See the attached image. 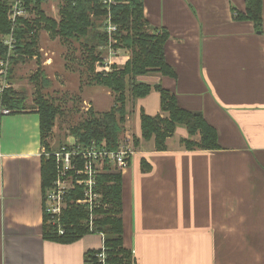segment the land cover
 I'll use <instances>...</instances> for the list:
<instances>
[{
	"label": "crops",
	"instance_id": "obj_1",
	"mask_svg": "<svg viewBox=\"0 0 264 264\" xmlns=\"http://www.w3.org/2000/svg\"><path fill=\"white\" fill-rule=\"evenodd\" d=\"M141 2L151 28L169 34V72L136 77L151 90L126 104L121 135L134 152L121 172L123 246L133 264H264V0L261 30L237 17L246 0ZM155 87L199 112L218 147L185 149L183 125L165 150L144 140L141 115L167 116ZM42 154L36 110L0 113V264H84L103 245L99 233L71 243L42 237Z\"/></svg>",
	"mask_w": 264,
	"mask_h": 264
},
{
	"label": "trees",
	"instance_id": "obj_2",
	"mask_svg": "<svg viewBox=\"0 0 264 264\" xmlns=\"http://www.w3.org/2000/svg\"><path fill=\"white\" fill-rule=\"evenodd\" d=\"M23 7L34 10L37 18L33 21L16 16L14 22L8 19V10L13 0H0V35L10 34L13 37V47L8 54V48L0 41V59L9 58V72L12 66L24 62L28 58L40 57L37 45V30L43 23L45 29L66 39H75L85 49L84 58L88 62V70L95 76L97 84L108 87L115 93L116 104L103 112L89 111L84 119L71 132L82 146L92 142L101 143L104 140L108 150L117 148L123 132V123L127 114L126 101L128 89L131 99L143 97L151 90L146 84L137 82L136 77L150 70L168 73L165 63L164 47L169 37L166 30L151 28L143 15L141 0H114L108 8L101 0H64L60 7L58 21L45 17L40 9L43 0H22ZM245 14L238 18L251 20L255 29L262 28L261 0H246ZM108 11V12H107ZM111 16L110 20L116 25L114 32V48L124 47L131 53L123 66L111 65L110 71H95L94 63L101 62L97 58L100 43L107 42V34L96 30L97 18ZM36 72L32 81L38 84ZM40 83V82H39ZM161 98V111L167 116L162 117L141 115V135L144 140L153 138L156 150L166 149V139L172 135L177 125H183L188 137L180 140L181 145L188 150L217 148V137L214 128L209 125L202 115L196 111L185 110L177 105L175 96L166 89L155 87ZM38 90L35 96L36 111L40 118V130L43 146L49 147L45 139L51 134L57 109L44 98ZM23 97L12 88L7 89L0 97V105L14 111L24 110ZM24 104V103H23ZM199 135V139L195 136ZM138 139H135V145ZM142 163H144L142 161ZM42 189L43 192L51 185L55 178V160L53 155L42 154L41 157ZM96 190L101 194L102 203L107 208L99 206L93 208L92 227H89V209L85 205H75L71 201L82 196L79 187L69 190L64 195L67 207L60 213L58 220L43 212L42 237L51 242L71 243L83 235L99 233L102 235L105 248L106 264H133L132 252L122 243L121 223V172L102 173L96 177ZM60 231V232H59ZM98 250H89L84 255V264H96Z\"/></svg>",
	"mask_w": 264,
	"mask_h": 264
},
{
	"label": "rangeland",
	"instance_id": "obj_3",
	"mask_svg": "<svg viewBox=\"0 0 264 264\" xmlns=\"http://www.w3.org/2000/svg\"><path fill=\"white\" fill-rule=\"evenodd\" d=\"M14 1L15 0H13L12 5H10L11 8L8 10V19L11 22V9L13 8ZM63 2L64 0H43L40 2V9L46 18L58 21L60 19V7L63 5ZM101 3L108 8V5L104 4L102 1ZM23 16L30 21L37 18L35 11L28 9L24 10ZM110 18V14L109 16L107 14V16L96 19V30L100 33L105 32L108 36L107 42L100 43L97 48V51L100 52L97 58L101 57L100 59H102L101 62L103 63L108 62L109 59L104 58H108L111 55L117 54V56H120L122 54L130 55L131 53L127 48L113 47L115 42L113 36L116 29L112 30V32L108 31L107 27L111 24ZM112 25L115 24L112 23ZM36 34L40 57L38 59L35 57L28 58L24 62L17 63L11 67L10 72L8 62L2 95L7 89L12 88L20 94V98H24V104L22 103L24 110H35L37 105L34 99L39 90L48 103L52 104L53 107L57 109V115L54 118L51 134L45 139L49 150H47L46 146H43V153L46 152V156L52 155V152L58 150L62 146H66L70 149L71 144H75L74 148H85V146L77 143V138L71 130L87 118L89 111L103 112L111 109L116 104V95L108 87L97 84L95 76L91 73L92 70H88V62L84 58L85 49L77 40L68 39L67 41L58 35H53V33L44 28L43 23L40 24ZM8 35H0V41L3 42V38ZM2 62L3 58L0 59V64ZM97 63L98 62L94 63V72L97 70ZM107 66L108 69L106 71H111L112 68L110 64L107 63ZM36 72L40 75L38 77V84L33 82L31 77ZM126 94V104L128 102L130 106V100L132 99L128 89L126 90ZM1 107L10 110V112L14 111L4 105H0V108ZM121 141L122 135L120 136L118 145ZM103 142L104 140H102L100 144ZM92 144L99 143L94 141L90 145ZM101 162V171L96 174V177L98 174L102 173H117L114 164L106 160H101ZM94 192L96 193V205L93 208L99 206L107 208V204L102 203L100 199L101 194L96 190V187L94 188ZM71 203L78 205L75 201H71ZM66 207L67 204L65 202L62 211ZM93 208L89 210V227H92L91 221L96 217L94 213L92 214Z\"/></svg>",
	"mask_w": 264,
	"mask_h": 264
},
{
	"label": "built area",
	"instance_id": "obj_4",
	"mask_svg": "<svg viewBox=\"0 0 264 264\" xmlns=\"http://www.w3.org/2000/svg\"><path fill=\"white\" fill-rule=\"evenodd\" d=\"M104 4L110 5L115 3L114 0H101ZM12 22L16 16H23L25 8L22 0H15L12 6ZM111 22V21H110ZM109 32L116 29L111 24L107 27ZM3 44L8 48V54L13 47V37L11 34L3 38ZM107 59V58H104ZM9 58H3L0 64V96L4 90V78L8 67ZM108 62L97 63V70L106 71ZM10 110L1 107L0 113L7 114ZM75 144L70 145V149L62 146L58 150L52 152L55 160V178L51 185L43 193V212L51 217V220H58V216L64 208V195L75 187L82 190V197L75 200L78 205H85L91 210L96 205V193L94 188L96 185V174L101 171V160L109 161L114 164L117 172H122L129 166L130 157L134 152V143L128 134H124L122 141L116 149L108 150L105 142L102 144H92L88 147L79 149L74 148ZM45 154H47L45 152ZM96 264H106L105 248H100V252L96 255Z\"/></svg>",
	"mask_w": 264,
	"mask_h": 264
},
{
	"label": "bare ground",
	"instance_id": "obj_5",
	"mask_svg": "<svg viewBox=\"0 0 264 264\" xmlns=\"http://www.w3.org/2000/svg\"><path fill=\"white\" fill-rule=\"evenodd\" d=\"M3 43V42H2Z\"/></svg>",
	"mask_w": 264,
	"mask_h": 264
}]
</instances>
